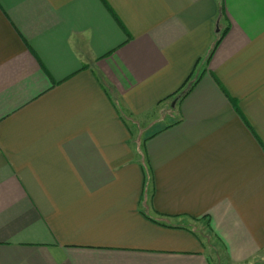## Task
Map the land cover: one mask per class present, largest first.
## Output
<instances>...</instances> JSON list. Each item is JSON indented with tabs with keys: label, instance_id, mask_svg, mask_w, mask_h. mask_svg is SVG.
<instances>
[{
	"label": "crops",
	"instance_id": "obj_1",
	"mask_svg": "<svg viewBox=\"0 0 264 264\" xmlns=\"http://www.w3.org/2000/svg\"><path fill=\"white\" fill-rule=\"evenodd\" d=\"M203 233L264 264V0H0V264H214Z\"/></svg>",
	"mask_w": 264,
	"mask_h": 264
},
{
	"label": "rangeland",
	"instance_id": "obj_2",
	"mask_svg": "<svg viewBox=\"0 0 264 264\" xmlns=\"http://www.w3.org/2000/svg\"><path fill=\"white\" fill-rule=\"evenodd\" d=\"M184 89H186V87ZM184 89H183V91H184ZM180 93L178 95H180ZM174 99H176V97ZM143 134H145V133H143ZM140 140H142V137L139 138V141ZM200 231H203V232L206 231V228L204 227V225L202 226ZM202 235H203L202 238H203V240H204V242H205V244L207 246V251L209 252V255H210L211 259L213 260V263L214 264H226V261H225L223 255H222V251L220 249V246L215 241V239L212 236H209L206 233H203Z\"/></svg>",
	"mask_w": 264,
	"mask_h": 264
},
{
	"label": "trees",
	"instance_id": "obj_3",
	"mask_svg": "<svg viewBox=\"0 0 264 264\" xmlns=\"http://www.w3.org/2000/svg\"><path fill=\"white\" fill-rule=\"evenodd\" d=\"M219 42H220V39H218L215 43H214V45L212 46V48H211V50H210V52H209V54H211L212 52H213V50L216 48V46L219 44ZM189 80H190V76L187 78V80L185 81V83L183 84V86L181 87V89L179 90V91H177V93H175L176 94V99L178 98V99H180V98H183L184 96H186L190 91H191V89L194 87V85H195V83H196V81H197V79H195L194 81H192L191 83H189ZM189 83V85H187ZM187 85V86H186ZM186 87V89H184ZM183 89H184V91H183ZM182 91V92H181ZM181 92V93H180ZM180 93V95H178Z\"/></svg>",
	"mask_w": 264,
	"mask_h": 264
}]
</instances>
